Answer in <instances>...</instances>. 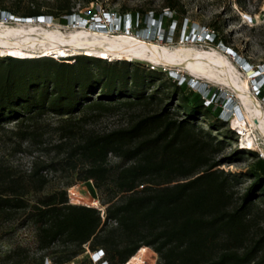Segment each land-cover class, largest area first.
Here are the masks:
<instances>
[{
	"label": "trees",
	"instance_id": "obj_1",
	"mask_svg": "<svg viewBox=\"0 0 264 264\" xmlns=\"http://www.w3.org/2000/svg\"><path fill=\"white\" fill-rule=\"evenodd\" d=\"M162 5L152 10L153 19L171 40L180 39L183 0ZM27 13V20L45 16L36 8ZM147 13L133 11L132 25L146 28ZM74 14L67 6L63 23ZM213 24L207 38L217 42L222 38ZM100 61L106 63L96 74L89 65ZM159 72L86 53L0 58V127L14 120L13 132L28 142L34 158L23 170L0 163V236L14 220L29 225L36 250L46 257L42 264H81L76 256L97 248L110 264H137L149 247L158 253L155 264H264V228L253 210L264 194V158L250 169L253 183L237 194L241 173L217 166L224 140L198 125L210 116L216 120L212 128L228 125L223 107L214 97L207 101L210 91H194L179 76L174 93L188 94L182 95L185 116L179 118L172 102L163 104L161 89L149 92ZM124 107L132 110L127 124L102 131L89 126L101 113ZM46 114L59 119L54 143L45 137ZM42 149L53 156L34 154ZM49 172L67 180L49 190ZM87 179L104 208L70 201L67 185ZM31 257L28 245H14L0 251V264H30Z\"/></svg>",
	"mask_w": 264,
	"mask_h": 264
},
{
	"label": "rangeland",
	"instance_id": "obj_2",
	"mask_svg": "<svg viewBox=\"0 0 264 264\" xmlns=\"http://www.w3.org/2000/svg\"><path fill=\"white\" fill-rule=\"evenodd\" d=\"M162 2L163 0H0V14L4 15L9 23L27 22L29 20L26 18L27 12L36 8L45 14L44 18H34L36 20L34 22L42 26L48 25L64 28L66 25H69L74 29L85 26L90 31L110 32L112 34L126 33L139 39L147 40L155 45L174 46L184 41L188 45H197L202 50L204 49L205 53L213 47L230 58L236 68L241 71L253 94L257 96L264 107V84L261 87L257 86L253 79L255 74L250 73L249 70L250 67L257 68L264 65V0H183L187 13L186 18H184L182 37L177 40H171V33H166L164 29H160L159 20H154L151 15L152 10L163 9ZM67 6L75 14L69 21L63 23L62 16L66 13ZM8 10H11V15L7 14ZM137 10L148 12L146 16L147 27L144 29H141V26H138L136 23L135 25H132V23L131 25L127 24L130 14ZM124 14L126 15L124 16ZM95 15L96 17H94ZM99 15H102V17H99ZM115 15L128 18L124 25L125 27L118 28L114 25L116 19L112 21L113 18L111 17ZM93 17L96 20H93ZM213 22L219 26V29L216 30L219 31L222 38V40L217 42L208 39L206 36L207 32L211 34L210 36L213 35ZM200 28L202 31L199 30ZM83 53L86 52L59 56L51 55L55 57H67L72 54ZM7 54L9 53L3 54L0 52V58ZM35 56H41V54ZM108 59L116 60L118 58ZM68 60L75 62L72 58ZM124 60L131 61L133 65L141 69L155 68L160 71L161 79L157 80L149 88V92L161 89L159 93L164 97L163 104L172 102V110L177 113L179 118L185 116L182 95L188 96V94L187 92L174 93L172 84L175 80L179 83L181 82L176 78V74L180 76V79L185 80V82H190L194 91H204L205 88H201L204 86L209 88L210 96L216 92L218 95L216 101L219 99L217 103H219L222 97L235 103L236 107L240 109L241 115L234 111L230 117V121L227 122L229 123L228 125L225 124L221 128H217L215 125L212 128L211 124H215L216 122L214 116H210L209 118L201 117L198 125L210 130L214 136L224 140V148L217 155V158H222L223 160L217 166L223 167L228 171L240 172L241 179L236 185L237 194L247 191L255 180V176L249 173L250 169L251 167H255L259 156L264 157V143L259 132L251 133L255 136V144L252 147H247L245 142L241 140L242 138L239 136L238 129L234 127L236 118L244 119L242 113L243 105L237 93L222 83L214 80H210V82L209 79L192 76L181 68L169 70L165 65H160L149 60L141 61L127 58ZM105 63V61H100L99 64H90L89 67L96 74H100ZM193 79L196 81H193ZM97 95L98 92L93 94L94 99L97 98ZM131 115L132 110L124 107L113 112H103L101 115L94 117L88 124L99 131L108 130L127 124ZM58 120V117L54 114H46L42 119L43 125H45V137L51 143H54L57 139L53 127ZM15 128L16 123L11 119L5 121L3 127H0V163L19 167L23 170L31 166L34 158L30 153V149L27 148L28 142L20 141L13 132ZM237 151L241 153L234 156ZM34 154H39V157L45 160L53 156V152H48V150L44 149L38 150ZM49 173L51 176V181L47 185V189L49 190L53 189L56 185L63 184L67 180L66 177L58 173ZM67 188L71 202L74 200L86 203L85 201L91 202V199L96 198L99 203L98 206L104 208L105 205L102 206L99 191L93 185L92 179L76 180L71 185H67ZM253 208L254 211H259L257 213L258 223L264 228V194L258 197ZM25 244L31 248L32 262L30 264H42L46 260V257H40V251L36 250V238L33 229L29 225L19 226V222L12 221L4 229L3 236H0V251L5 252L9 247ZM151 250L142 251L137 264H155L158 253L152 248ZM94 255V250L90 249L76 256L75 259L81 262V264H99V260H96V256Z\"/></svg>",
	"mask_w": 264,
	"mask_h": 264
},
{
	"label": "bare ground",
	"instance_id": "obj_3",
	"mask_svg": "<svg viewBox=\"0 0 264 264\" xmlns=\"http://www.w3.org/2000/svg\"><path fill=\"white\" fill-rule=\"evenodd\" d=\"M34 21L36 22L31 18L27 22L9 23L5 16L0 14V52L16 57H32L40 54L59 56L86 52L111 59L149 60L165 65L169 70L181 68L192 76L214 80L232 88L243 105L244 116V119L236 118L235 127L245 135L246 143L253 142L250 136L252 132H259L264 143L262 102L253 94L241 71L221 51L212 47L205 53L204 49L197 45H188L184 41L174 46L155 45L126 33L90 31L85 26L75 29L69 25L64 28L42 26ZM250 73L255 74L258 79L263 76L253 70H250ZM85 202L99 204L96 198L91 199V202ZM147 250L152 251L151 248L143 251Z\"/></svg>",
	"mask_w": 264,
	"mask_h": 264
},
{
	"label": "built area",
	"instance_id": "obj_4",
	"mask_svg": "<svg viewBox=\"0 0 264 264\" xmlns=\"http://www.w3.org/2000/svg\"><path fill=\"white\" fill-rule=\"evenodd\" d=\"M107 13H109V11H107ZM105 15V14H104ZM73 16V15H72ZM94 17H96V15L94 16ZM93 17V20H96L95 18ZM99 17H102V15H99ZM104 17V16H103ZM111 17V16H110ZM109 17V18H110ZM111 18H113L114 20L116 19V21H115V23H114V25H116L118 28H123V27H125L124 25H125V23H126V20L128 19V18H126V17H124V16H121V15H115L114 17H111ZM127 23L129 24V25H131V23H132V18L129 16V19L127 20ZM210 33L209 32H207L206 33V36L207 37H210ZM213 36V35H212ZM211 36V37H212ZM262 66H263V68H262ZM249 70H253V71H255V72H261V75L263 74V76H262V78H257V76L256 75H254V80H255V84L257 85V86H259V87H261L263 84H264V65H261V67L260 66H258L257 68H253V67H250V69ZM193 81H196L195 79H193ZM197 86H198V84H197ZM201 88H205L204 89V91L205 90H208L209 88H206V87H201ZM200 91H203V90H200ZM209 91V90H208ZM218 95H217V93L216 92H214V94H212L211 96H209V95H206V99H207V101L208 102H210L211 101V99H212V97H214V99H215V102L217 103L218 102V100L219 99H217V101H216V98H218L217 97ZM264 98V97H263ZM219 105H221L223 108V117H224V119H226L227 121H230V117H231V115H232V113L235 111V112H238V114H240L241 115V113H240V109L238 108V107H236V105H235V103H233V102H231V101H228L227 99H224V97H222L221 99H220V101H219V103H218ZM228 106V107H227ZM235 127V126H234ZM236 129H238L237 127H235ZM238 132H239V136L242 138L241 140L243 141V142H245V145H247V147L249 146V147H252L254 144H255V136L254 135H252V134H250V136L252 137V139H253V142H249L248 141V143H246L247 142V140H244V137H245V135L240 131V129H238ZM238 135V134H237ZM264 158V157H263ZM94 253H95V255L94 256H96V260H99V264H110L109 263V261H108V258H107V256H106V252H104V250L102 249V248H97V249H94ZM45 264H51L49 261H46L45 262Z\"/></svg>",
	"mask_w": 264,
	"mask_h": 264
}]
</instances>
